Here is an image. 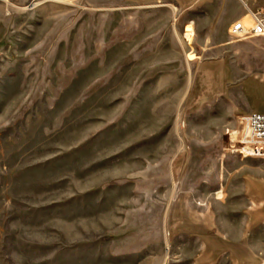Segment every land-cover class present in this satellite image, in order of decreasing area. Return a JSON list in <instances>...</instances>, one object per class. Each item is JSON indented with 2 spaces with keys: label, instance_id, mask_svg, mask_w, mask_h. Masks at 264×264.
<instances>
[{
  "label": "rangeland",
  "instance_id": "rangeland-1",
  "mask_svg": "<svg viewBox=\"0 0 264 264\" xmlns=\"http://www.w3.org/2000/svg\"><path fill=\"white\" fill-rule=\"evenodd\" d=\"M160 2L0 0V264H264V157L234 135L264 75Z\"/></svg>",
  "mask_w": 264,
  "mask_h": 264
},
{
  "label": "crops",
  "instance_id": "crops-1",
  "mask_svg": "<svg viewBox=\"0 0 264 264\" xmlns=\"http://www.w3.org/2000/svg\"><path fill=\"white\" fill-rule=\"evenodd\" d=\"M249 3L251 0H161L159 6L173 8V12L176 14V9L182 8L184 13H187L193 4L200 5L202 17L207 20L208 24L201 47L202 56L207 61L212 60L216 63V67L227 72L228 76L231 74L236 76L245 74L264 75V37L235 40L230 35L231 28L235 23L238 21L248 22V14L244 4L249 7ZM211 19L223 20L222 26L217 31L210 25L209 20ZM215 55L216 59L214 58ZM210 76H212L213 82L221 79L220 76L218 78H215L214 75ZM223 80L225 82L226 78ZM207 81H210L209 78ZM226 90L227 93H230V89L226 88ZM248 103L253 104L252 100H249ZM258 111L264 112V108ZM233 254L235 264H255L251 254L243 251L241 242ZM246 259H249V262Z\"/></svg>",
  "mask_w": 264,
  "mask_h": 264
},
{
  "label": "built area",
  "instance_id": "built-area-1",
  "mask_svg": "<svg viewBox=\"0 0 264 264\" xmlns=\"http://www.w3.org/2000/svg\"><path fill=\"white\" fill-rule=\"evenodd\" d=\"M248 22L238 21L231 28V34L239 39L264 37V10L253 11L244 4ZM264 95V94H263ZM238 152L248 157H264V112H252L240 117Z\"/></svg>",
  "mask_w": 264,
  "mask_h": 264
},
{
  "label": "bare ground",
  "instance_id": "bare-ground-1",
  "mask_svg": "<svg viewBox=\"0 0 264 264\" xmlns=\"http://www.w3.org/2000/svg\"><path fill=\"white\" fill-rule=\"evenodd\" d=\"M219 197L221 196V194L218 195Z\"/></svg>",
  "mask_w": 264,
  "mask_h": 264
}]
</instances>
